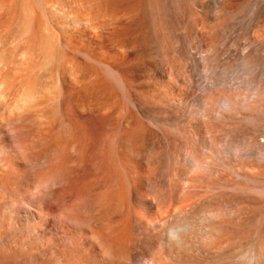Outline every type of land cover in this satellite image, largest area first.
Masks as SVG:
<instances>
[{
	"label": "bare ground",
	"instance_id": "bare-ground-1",
	"mask_svg": "<svg viewBox=\"0 0 264 264\" xmlns=\"http://www.w3.org/2000/svg\"><path fill=\"white\" fill-rule=\"evenodd\" d=\"M7 3L0 264H264V0Z\"/></svg>",
	"mask_w": 264,
	"mask_h": 264
},
{
	"label": "rangeland",
	"instance_id": "rangeland-1",
	"mask_svg": "<svg viewBox=\"0 0 264 264\" xmlns=\"http://www.w3.org/2000/svg\"><path fill=\"white\" fill-rule=\"evenodd\" d=\"M35 1H36V0H0V4L4 2V4L2 5L3 7H1V5H0V14L2 15V13L4 12L3 14L6 15L5 12H9V14H10V12H12V11L6 10V9H7V6H5V3H6V2H8V3H10V4H11V2H12V4H15V3L18 4V2H25V3L27 2V5H28V4L30 5V4L35 3ZM14 2H15V3H14ZM8 3H7V5H8ZM25 3H24V4H25ZM10 4H9V5H10ZM12 4H11V5H12ZM9 5H8V6H9ZM31 6H32V5H31ZM1 8H2V9H1ZM9 8H10V6H9ZM11 8H14V6H12ZM5 10H6V11H5ZM11 10H12V9H11ZM9 14H8V15H9ZM1 15H0V16H1ZM8 15H6V16H8ZM1 17H2V16H1ZM1 17H0V18H1ZM4 18H5V16L3 15V17H2L3 21H4V20H5L6 22L9 21V20H8L9 17H6V19L8 18L7 20L4 19ZM5 21H4V22H5ZM1 22H2V20H1ZM7 23H8V22H7ZM7 23H6V24H7ZM6 24H5V23H2V25H4V27H5ZM235 251H237L239 254H238V253L236 254ZM235 251H234V253H233V254L235 255V257H234V256H233V257L231 256V260H229V264H232V263L235 264V262H236V264H244L247 260L250 262V259H249V257H248L247 255L241 254L238 250H235ZM243 255H244V256H243ZM244 257H245L246 259H245ZM233 258H234V259H233ZM235 258H236V259H235ZM232 259H233V262H232ZM248 261H247L246 263H248ZM248 264H250V263H248Z\"/></svg>",
	"mask_w": 264,
	"mask_h": 264
}]
</instances>
